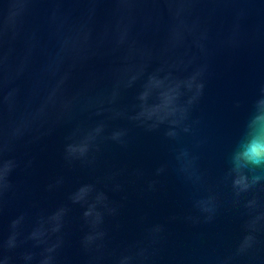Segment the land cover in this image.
Returning <instances> with one entry per match:
<instances>
[{"label": "water", "instance_id": "obj_1", "mask_svg": "<svg viewBox=\"0 0 264 264\" xmlns=\"http://www.w3.org/2000/svg\"><path fill=\"white\" fill-rule=\"evenodd\" d=\"M255 115L264 0H0V264H264Z\"/></svg>", "mask_w": 264, "mask_h": 264}, {"label": "clouds", "instance_id": "obj_2", "mask_svg": "<svg viewBox=\"0 0 264 264\" xmlns=\"http://www.w3.org/2000/svg\"><path fill=\"white\" fill-rule=\"evenodd\" d=\"M239 161L238 166L242 167H264V115H255L250 120L247 139L240 146Z\"/></svg>", "mask_w": 264, "mask_h": 264}]
</instances>
